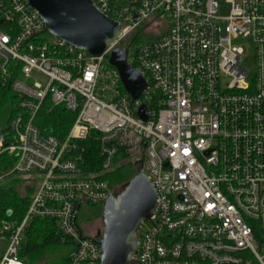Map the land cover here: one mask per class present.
<instances>
[{
    "label": "built area",
    "instance_id": "obj_1",
    "mask_svg": "<svg viewBox=\"0 0 264 264\" xmlns=\"http://www.w3.org/2000/svg\"><path fill=\"white\" fill-rule=\"evenodd\" d=\"M93 1L121 27L98 58L51 36L26 0H0V90L18 99L0 126V160L14 159L7 179L33 188L23 223L0 224V264H25L17 254L37 219L54 222L71 244L67 264H100L77 218L83 205L103 207L109 176L125 164L157 193L135 264H264V0ZM247 37L251 77L234 45ZM116 48L130 49L148 83L137 101L107 65ZM48 103L77 115L63 139L37 124ZM92 133L102 158L95 170L82 146Z\"/></svg>",
    "mask_w": 264,
    "mask_h": 264
},
{
    "label": "water",
    "instance_id": "obj_2",
    "mask_svg": "<svg viewBox=\"0 0 264 264\" xmlns=\"http://www.w3.org/2000/svg\"><path fill=\"white\" fill-rule=\"evenodd\" d=\"M46 26L48 33L86 50L92 57L105 55L121 32L120 25L103 14L93 0H26ZM130 49L116 48L108 64L119 74L125 92L139 100L148 88L141 73L128 61ZM148 108L143 105L138 117L146 122ZM157 209V193L148 177L137 174L120 193H112L102 207L101 237L94 239L100 249V264H135L138 236L143 224Z\"/></svg>",
    "mask_w": 264,
    "mask_h": 264
},
{
    "label": "trees",
    "instance_id": "obj_3",
    "mask_svg": "<svg viewBox=\"0 0 264 264\" xmlns=\"http://www.w3.org/2000/svg\"><path fill=\"white\" fill-rule=\"evenodd\" d=\"M138 38L137 36L134 39L133 45L130 46L131 49L140 42ZM121 89L123 90V87ZM17 104V97L9 90H0V126H3L7 117L12 116ZM76 116L75 113L69 112L63 107H56L48 103L42 110L37 124L44 133L63 139L74 124ZM95 135L92 133L90 138L82 143L85 148V162L92 167L91 170L100 169L102 164L99 147L94 140ZM13 160V158L6 155L0 160V177L5 176L0 181V224L5 222L15 228L23 223L29 208L33 188L30 186L25 187L23 185L25 181L21 178L10 177L7 179L6 173L13 168ZM135 176L134 169L125 171L122 168L110 175L109 180L112 187L116 185L123 188ZM96 210H98V216L101 214L102 207H96ZM67 245L71 246L68 241H63L62 235L54 222L37 219L26 225L21 248L17 255L19 260L25 264H45L46 262H49V264H67L72 252L69 255L58 253L60 248L62 249L63 246ZM52 256H55V260L48 261V258Z\"/></svg>",
    "mask_w": 264,
    "mask_h": 264
},
{
    "label": "rangeland",
    "instance_id": "obj_4",
    "mask_svg": "<svg viewBox=\"0 0 264 264\" xmlns=\"http://www.w3.org/2000/svg\"><path fill=\"white\" fill-rule=\"evenodd\" d=\"M228 14H229V6L223 3L221 7L220 15L227 16ZM149 37L150 36H147V38ZM234 45L238 48L244 49L245 55L243 57V65L245 66V68H247L250 71V77L253 76L255 72V47H254L252 37H247L246 39L241 38L235 41ZM8 120L9 118L7 117L4 120L3 126H7ZM122 168L123 170L128 171L130 169H134V165L125 164L124 167ZM24 181L25 183H23V185L25 187L29 186V182L27 180H24ZM121 190H122V186L115 185L113 187V193H120ZM97 213H98V210H96V207L83 205L80 210L79 216L77 218V225L81 229L89 232L91 235L96 234L100 230L102 231L103 229V224L101 222L102 211H101V214L98 216H97ZM89 219H92V220L96 219V220H94L95 222H88ZM1 230H2V227H0V231ZM6 248H7V243L0 239V257L3 254V252L6 251ZM72 250H73V247L70 245H67V246H63L62 249L60 248L58 250V253L63 254V255H69L72 252ZM53 260H55V256L48 258V261H53ZM47 264H49V262Z\"/></svg>",
    "mask_w": 264,
    "mask_h": 264
},
{
    "label": "flooded vegetation",
    "instance_id": "obj_5",
    "mask_svg": "<svg viewBox=\"0 0 264 264\" xmlns=\"http://www.w3.org/2000/svg\"><path fill=\"white\" fill-rule=\"evenodd\" d=\"M94 220L96 219H89L88 222H95ZM101 222H102V216H101ZM85 231V230H84ZM89 237L93 238V239H99L101 237V230L98 231L96 234L91 235L89 232L85 231Z\"/></svg>",
    "mask_w": 264,
    "mask_h": 264
}]
</instances>
